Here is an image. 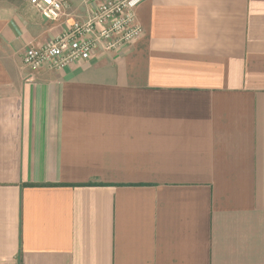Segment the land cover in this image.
<instances>
[{
	"label": "crops",
	"instance_id": "1",
	"mask_svg": "<svg viewBox=\"0 0 264 264\" xmlns=\"http://www.w3.org/2000/svg\"><path fill=\"white\" fill-rule=\"evenodd\" d=\"M61 1L0 0V264H264V0H143L129 50L31 70Z\"/></svg>",
	"mask_w": 264,
	"mask_h": 264
},
{
	"label": "built area",
	"instance_id": "2",
	"mask_svg": "<svg viewBox=\"0 0 264 264\" xmlns=\"http://www.w3.org/2000/svg\"><path fill=\"white\" fill-rule=\"evenodd\" d=\"M94 3L85 21H73L66 30L41 47H28L22 63L36 70L42 67L63 69L71 63L89 60L97 49L124 52L129 50L141 29L134 10L143 0H87ZM46 19L58 20L62 15L61 0H29Z\"/></svg>",
	"mask_w": 264,
	"mask_h": 264
}]
</instances>
